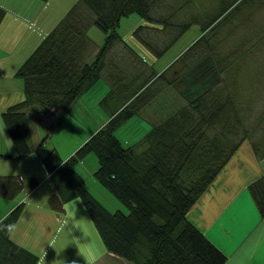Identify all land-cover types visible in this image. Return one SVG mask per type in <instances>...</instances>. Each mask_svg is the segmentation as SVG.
Segmentation results:
<instances>
[{"label": "trees", "instance_id": "obj_1", "mask_svg": "<svg viewBox=\"0 0 264 264\" xmlns=\"http://www.w3.org/2000/svg\"><path fill=\"white\" fill-rule=\"evenodd\" d=\"M181 1L75 0L16 68L13 76L23 99L2 113L15 152H0V157L20 158L34 150L29 108L39 115L54 106L69 112L75 100L103 86L96 96L106 110L102 124L71 154L61 158L52 144L42 160L63 198L80 199L105 249L131 264L224 263L225 253L189 220L187 211L261 118L259 114L249 126L245 124L244 115L249 112L245 109L250 108L246 104L252 99L253 107L256 97H232L225 75L220 86L221 74L230 65L195 55L196 41L153 76L148 72L145 78H133L134 72L121 76L116 64L109 77L102 74L103 59L111 46L116 41L127 43L118 32L122 18L135 13L147 20L149 24L137 25L132 33L157 58L192 22L178 15ZM234 2L224 1L217 11L235 8ZM4 13L0 7V22ZM92 24L104 34L95 51L87 33ZM149 28H154L155 36ZM237 73L244 72L239 67ZM238 78L244 82V77ZM223 87L226 93L221 94ZM159 95L161 107L166 104L169 110L149 124L140 110ZM134 118L144 126L138 127ZM129 119L132 131L118 133ZM263 146L252 144L257 155L264 153ZM91 156L96 167L90 177L112 194L106 197L108 204L92 194L80 174L89 169ZM0 183L8 185L0 188V196L13 198L38 180L7 174L0 175ZM248 189L259 215L264 216V176L255 178ZM53 199L49 198L50 206L61 211L62 205ZM21 210L22 203H17L0 218V264L37 263L36 254L8 238Z\"/></svg>", "mask_w": 264, "mask_h": 264}, {"label": "crops", "instance_id": "obj_2", "mask_svg": "<svg viewBox=\"0 0 264 264\" xmlns=\"http://www.w3.org/2000/svg\"><path fill=\"white\" fill-rule=\"evenodd\" d=\"M28 1L33 6L31 12L22 0H0V7L5 10L0 22L1 153L14 154L15 152L2 120L3 111L11 104L23 99V92L18 82L13 81L15 80L13 74L27 54L55 24L54 20L41 23L44 3H39L38 0ZM190 1H193L190 14L187 13L188 0L181 1L180 16L181 19L192 21L189 26L196 24L197 32L179 51V54L196 41L195 55L203 54L213 62L230 65L227 72L221 74V79L223 75L226 80L229 79L225 84L232 95H235L232 93L234 90L242 96L253 95L254 98L262 96L264 93V81H262L264 79V0H235L232 6L236 5L235 8L244 6L246 11L242 17L234 16L232 23L223 27H217V22L222 23L228 15L227 10L232 11L235 8H228L221 13L217 11L218 9L208 13L203 7L215 2H222L221 5H223L224 1L227 3L229 0ZM40 5L43 8L38 11ZM200 40L202 43H199ZM111 47L120 49L123 55L126 48L125 54H131V57L135 58L133 78H141L145 69L151 76L158 72L153 60L146 61L141 54L133 56L134 50L130 44L125 45L121 41H116ZM248 48H256L257 51L254 54L250 53V60L240 58L239 62V57L246 55ZM239 65H245V68H240L244 73H237ZM181 66L183 68V64ZM122 72L124 70L121 67V76H123ZM238 77H244V82ZM249 79L253 81L251 84ZM223 81L224 79L220 86ZM223 90L224 87L220 91L221 94L226 93ZM79 98L73 102L71 110L75 112V108L93 122V117L88 113L85 104L81 102L84 97ZM251 103H253L252 99L246 105H252ZM95 104L98 105L97 101ZM53 109H57V120L60 113L64 111L60 106H54ZM165 109L167 108L165 107L162 111L164 112ZM34 111L29 108L26 112L34 150L20 158H15L14 155L0 157V175L17 174L21 179L34 176L38 180L34 187H24L13 198L0 196V218L15 204L22 203L21 213L9 232L8 238L26 251L36 254L38 256L36 264H97L99 261L109 264L107 260L111 261L110 264H131L105 249L78 197L68 200L63 198L56 180L46 170L42 160L49 150L42 152L43 144H40L39 126L51 127L53 112L39 116ZM103 119L101 118L100 121L102 122ZM148 121L150 124L156 121V118H150ZM93 124L94 126H91L87 133H91L100 125L97 121ZM71 126L77 128L85 125L82 123L81 125L71 124ZM252 131L251 138H245L241 142L214 182L201 193L187 211L189 220L225 253L226 259L223 264H264V216L259 215L248 189V185L255 178L259 175L264 176V153L257 155L252 148L253 142L264 145V136L259 131L254 139L253 136L257 133L255 129ZM54 147L61 158L73 152L70 150L66 154H61L55 145ZM90 163L89 169L80 172L83 177L91 176L92 170L96 167L93 156L90 157ZM51 196H54V202L62 205L61 211L50 206ZM74 233L78 239L84 241V250L75 241Z\"/></svg>", "mask_w": 264, "mask_h": 264}, {"label": "rangeland", "instance_id": "obj_3", "mask_svg": "<svg viewBox=\"0 0 264 264\" xmlns=\"http://www.w3.org/2000/svg\"><path fill=\"white\" fill-rule=\"evenodd\" d=\"M38 1H39V3H44V8L40 5V7L38 8V11L43 8L41 11L42 12L41 13V23H46L47 21L51 22L53 20H54V22H57V20H59L63 16V14L73 4V2L75 0H46V1L38 0ZM22 2L24 3V5H28V9L31 12L32 11L31 9L33 8L32 4L28 0H22ZM186 2H187V0H186ZM221 4H222V2L221 3L215 2V3L210 4V5H205L203 8L205 9L206 12L213 13L217 9H219ZM192 9H193V1L188 0L187 13L190 14ZM180 11L177 12L178 15H181ZM245 11H246V8L244 6H240L238 8H235L232 11H231V9H228L227 10V13H228L227 17L223 20L222 23L218 24V22H217V27H219V26L223 27V26L231 24L232 18L234 16L242 17L244 15ZM139 24H149V23L144 18H140V16H137L135 13H132L128 16H125L124 18H122L120 20V23L118 26V32L121 34L124 41H126L128 44L133 46L132 48H133L134 52H132V55L133 56L134 55L139 56L141 54L146 61L153 60V62L155 63V69L158 72H160L164 68H166V66L170 62H173L175 59H177L179 51L183 47L186 46V44L191 40V38H193V36H195V34L197 32L196 24H192L191 26H189V28L186 31H184L176 39V41L165 52L162 53L161 56L156 58L151 54V52L148 49L145 48V46L138 40V38L133 35L132 30ZM149 29H151L150 30L151 33L153 34V36H155L156 31L154 30V28H149ZM87 33H88V36L92 40V44H94L92 51H95V48L98 47L102 43L104 34L94 24H92L88 27ZM141 34H143V33H141ZM157 49H159V48H157ZM256 51H257L256 48H251V49L248 48L247 54L240 56L238 61L239 62L241 61L240 58H243L244 60H250V53L254 54V53H256ZM123 53H126V52L123 51ZM91 58H92V55L89 57L88 60H90ZM134 63H135V58L131 57V54H129V55L124 54L123 55L121 53L120 49L111 47L110 50H108L104 56L102 67H101L102 74L109 76L111 74V71L114 70V72H115V69H117L114 67L115 64L118 66L117 70H119V68H121V67L123 68L125 75L128 73H133V72H135L134 66H133ZM239 67L245 68V65H239ZM172 69H170V70H172ZM145 71L147 72L148 70L145 69L143 71V78H145V76H144L146 73ZM241 78H243V77H241ZM13 81H17V80L13 79ZM228 81H229V79L226 80V82H228ZM262 81H264V79ZM239 87L241 88L240 85H239ZM101 88L103 91L102 85L97 86V88L95 90H93L90 94H87L86 96H84V98L81 100V102L85 104L88 113L93 117V119H94L93 122L88 117H86L85 115L80 114L78 111H76L75 108H74L75 112H73L70 108L68 115H67V112H65V113L61 112L59 118L56 120V118L58 116V114L56 112L57 109L56 110H54L53 108L51 109V111L49 112V114L53 112V114H52L53 118H52L51 124H53V122L55 120L57 122L54 123V126H52V127H49L51 125L50 124L48 126L49 128H42L41 126H39V134H41V138L45 135L44 141L42 143L43 144L42 152H47L46 149L50 150L53 147V145H55L61 154H66L68 151L74 150L77 147V145L79 144V142H82L85 138H87L91 134V133H87V132H88L89 128H91V126H94V124H93L94 122L97 121L98 124H101L100 123L101 118L107 117L106 110L102 106H100L99 104L98 105L95 104V102L97 101L96 96L99 93H101ZM232 93L235 95H231V96L232 97H238V99H242L245 97V96H242L241 93L236 92L234 90L232 91ZM163 97L164 96H162V98ZM159 100H160V95L157 96L155 99H153L152 102L145 105L140 110V113L143 114L147 119H150V118L155 119L156 118V120H158L160 118L159 116L163 115V113L165 111L169 110V109H166L163 112L162 109H164L165 107L166 108H169V107L166 104L161 107ZM93 102H94V104H93ZM108 103L111 105L110 101ZM158 103H159V105H158ZM234 105H235V103H234ZM263 108H264V93L262 96L259 95L258 97H256L255 106L251 107V105H250V108L245 109V110H249V112L246 115H244L245 124H248V126L252 122L255 121V119L257 118V116L259 114H261V118L255 124L256 128H253L256 130V133H257L253 136L254 139L258 136L259 131H261L263 136H264V112L260 113L263 110ZM257 109L258 110L260 109V110L257 111ZM34 113L36 115H39L35 111H34ZM99 113H100V115H99ZM39 116H43V115H39ZM141 117H143V116H141ZM134 119H135L138 127L144 126V125H140L141 123L136 118H134ZM81 122L85 125L84 127L75 128L74 126H71V124L81 125L82 124ZM55 124L56 125L59 124V125H57L55 127ZM119 131H123V133L131 132L132 131V121L129 119L125 122V124L123 123L118 129V133H119ZM86 134H88L87 137H85ZM251 134H253V131L249 132L247 134L246 138L250 139ZM240 144L241 143H239V145ZM92 179L93 178L90 176H84L83 177V180H85V184H87V188L91 190L92 194L99 201H101L105 204H108L106 201L107 200L106 197H107V195L109 197H112V196H110L112 194H109V192H107L108 190H106L101 184H99L98 182H95ZM86 180H87V182H86ZM93 181L97 185L96 189H94L92 187L91 182H93ZM0 188H8L7 183H0ZM75 241L77 242L79 247L84 250V241L78 239L76 234H75ZM76 242H75V244H76ZM107 262L109 264L111 263L110 260H107ZM97 264H103V262L99 261V263H97Z\"/></svg>", "mask_w": 264, "mask_h": 264}]
</instances>
